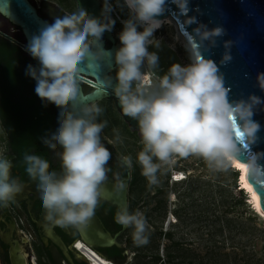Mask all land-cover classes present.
<instances>
[{"label":"clouds","instance_id":"1","mask_svg":"<svg viewBox=\"0 0 264 264\" xmlns=\"http://www.w3.org/2000/svg\"><path fill=\"white\" fill-rule=\"evenodd\" d=\"M184 15L189 0H172ZM168 0H117L116 6L128 11L118 33L120 46L115 50V86L112 92L126 117L138 123L143 144L137 154L141 174L150 183L156 182L161 164H171L175 156L198 155L209 167H223L238 161L241 150L236 138L247 141L248 148L257 141L260 124L253 120L257 106L264 100L256 95L230 101L220 65L233 59L232 41H224L225 51L219 64L197 55L190 63L172 64L163 76L155 70L159 65L156 51L160 40L155 33L162 26L160 17ZM112 0H102L99 17L85 14L83 7L54 18L42 27L27 45V52L39 62L29 65L26 74L35 83V93L57 107L51 130L40 139L49 149L59 146L56 155L59 171L49 168L43 155L25 153L22 161L27 176L36 182L37 196L45 219L61 226H83L93 216L98 202L99 186L106 176L111 153L101 140L103 122L96 117L101 109L96 105L69 107L78 92V70L85 58H96L91 49L103 34L111 32L115 21ZM195 23V18H191ZM194 31L201 40L215 46L216 38L225 35L222 26ZM257 85L264 90V73H258ZM264 153L249 151L241 167L251 170L254 177L264 171L259 161ZM126 163L130 161L125 158ZM12 160L0 151V207L14 199L21 184L12 176ZM239 185V182L237 183ZM246 195V193H245ZM248 198V195H247ZM249 202V201H248ZM115 221L133 228V240L147 243L146 222L137 210L121 208Z\"/></svg>","mask_w":264,"mask_h":264},{"label":"flooded vegetation","instance_id":"2","mask_svg":"<svg viewBox=\"0 0 264 264\" xmlns=\"http://www.w3.org/2000/svg\"><path fill=\"white\" fill-rule=\"evenodd\" d=\"M30 1L38 8L40 15L48 24L52 22L44 14V8L50 9L57 16L65 14L52 2L43 1L41 7L36 4L35 0ZM73 1L76 6L75 0ZM99 1L102 7V0ZM5 22L7 21L0 15V139L4 144L3 154L13 163L12 176L17 179L22 187L14 199L7 202L6 206L0 207V264H71L62 246L68 251L74 264H89L83 253L77 249V244L80 242L89 247L80 235L78 225L61 226L46 220L45 212L38 200L36 182L30 179L24 171L22 158L25 153L43 155L48 160L49 168L59 171L60 161L56 155V152L60 151L59 146L55 149H49L41 143L40 139L53 128L57 107L36 95L34 91L36 82L26 74V70L29 65L38 67L39 64L26 50L22 49L20 44L24 43V39L20 31L9 24L13 31L12 33L7 32ZM16 33L19 34V37L14 35ZM113 36L115 37L114 34ZM102 40H104L103 37ZM105 43L106 48H110L111 45L107 40ZM8 70L16 73L18 77L17 88L26 87L30 90L28 99L32 105V114L23 115L18 119L21 121L26 120L24 126H29L31 129H19L15 132L6 126L4 101L6 88L9 86L5 77ZM115 74L116 68L112 70L110 75L115 79ZM24 77L28 78V81H21L22 78L25 79ZM82 88L84 94L96 90L94 85L86 83H82ZM16 93V95L19 94L18 91ZM109 94L110 98L90 104L101 109L96 120L104 123L101 133L104 137L102 142L111 153V158L105 166V179L99 186L96 209L90 219L98 220L103 229L113 236L119 232L122 225L115 221L118 209L107 200L106 196L112 191V188L115 191L117 186L126 187L127 209L130 213L137 210L142 213L146 226L154 230L153 232L145 230L146 236L151 238L155 236L156 232V228L152 225L154 221H151L152 215L164 222L162 201L166 194L165 188L156 187L157 181L150 183L141 174L137 154L142 150L143 144L138 125L134 127L129 123L118 108V99L112 91H109ZM16 99L19 98L16 97ZM125 158L130 163H126ZM159 172L157 171L156 176ZM178 172L180 171H175L172 168L171 172L169 171V179H172L174 174ZM113 185L114 187H112ZM150 202H155L154 206L151 207L152 209L147 210ZM132 233L133 228L128 226L117 241L120 243L121 237L126 235L127 245L135 243ZM113 248L115 247L90 249L106 257L114 253ZM119 250H124L123 256L126 258L128 250L126 246Z\"/></svg>","mask_w":264,"mask_h":264},{"label":"water","instance_id":"3","mask_svg":"<svg viewBox=\"0 0 264 264\" xmlns=\"http://www.w3.org/2000/svg\"><path fill=\"white\" fill-rule=\"evenodd\" d=\"M43 1L41 0V2ZM41 2L40 6L42 7ZM75 2L77 7L79 5L83 7L85 14L100 16L102 7L99 0H75ZM165 8L166 11L160 20L166 17H171L174 20L184 41L192 48L194 56L202 55L204 58L212 59L219 64V60L225 51L224 41H232L230 51L233 59L226 65H220L225 86L229 89L228 98L230 101L241 98L247 99L249 95H256L264 100V90L258 87L256 81L257 74L264 73V0H189L187 15L181 14L172 0H168ZM43 12L51 22L57 17L48 8H44ZM0 15L7 21L5 22L7 32L12 33L13 31L9 24L20 31L24 39V43L20 45L26 51L31 38L48 24L30 0H0ZM191 18H195L196 22H191ZM204 25L208 29L216 26H222L225 29V35L216 38L215 46L207 40L202 41L194 31L198 27L203 31L202 26ZM14 35L19 37L18 33ZM103 38L104 40L94 42L91 45L92 53L96 58H85L79 65L78 92L69 105L73 109L110 98L109 91H112L115 86V79L110 73L116 68L114 53L119 46L112 32L106 31ZM106 40L110 43V48H106ZM171 57L172 59L167 58V60L159 57V65L155 70L158 76H163L172 64L183 65L175 52L171 54ZM36 62L39 64L37 60ZM82 83L94 85L96 90L84 94ZM117 105L123 114L119 101ZM124 117L134 127H137L138 123L135 119L125 115ZM253 120L261 126L257 133L256 143L251 145L249 149L247 141L241 140L239 137L236 138V143L241 150V156L238 160L241 163L246 162L249 151L264 153V104L257 106ZM102 139L104 137L101 134ZM259 164L264 165V159H261ZM246 177L257 194L261 210L264 211V194L261 195V192L264 191V171L259 176L254 177L251 170L248 169ZM106 198L117 207L118 211L121 208H127L126 187L117 186L115 191L112 188ZM127 228L128 226L122 225L121 230L113 236L106 232L101 223L94 218L89 219L83 226L78 225L79 233L87 245L90 248L99 249L112 247L123 249V245L117 240ZM62 249L70 263L74 264L64 246ZM99 255L107 259L104 255L100 253ZM126 255L121 264H124L130 257L128 250ZM112 262L117 264L115 261Z\"/></svg>","mask_w":264,"mask_h":264},{"label":"rangeland","instance_id":"4","mask_svg":"<svg viewBox=\"0 0 264 264\" xmlns=\"http://www.w3.org/2000/svg\"><path fill=\"white\" fill-rule=\"evenodd\" d=\"M40 6L41 0H35ZM54 3L64 13L76 10L73 0H44ZM111 17L115 21L112 29L118 46L121 21L128 18V11L116 6ZM122 5V0H120ZM175 28L163 25L155 34L175 47L183 65L192 57L182 41L175 45ZM0 151L4 144L0 139ZM173 162L161 164L156 178V187L165 188L163 202L164 222L152 215L155 236L147 237V243L126 244V235L120 243L128 249L130 257L124 264L167 263L168 252L180 264H264V218L253 212L247 195L235 184L237 171L229 163L223 167H209L198 155L175 156ZM172 168L186 176L182 183L169 179ZM150 185V184H149ZM155 202H150L147 210ZM168 218L175 222L165 226ZM164 223V224H163ZM154 230L146 226L145 230ZM90 248V247H89ZM96 254L95 250L91 249ZM160 257V260H157Z\"/></svg>","mask_w":264,"mask_h":264},{"label":"bare ground","instance_id":"5","mask_svg":"<svg viewBox=\"0 0 264 264\" xmlns=\"http://www.w3.org/2000/svg\"><path fill=\"white\" fill-rule=\"evenodd\" d=\"M161 22H162V26L160 27V29L163 27V25H170V26L175 28L176 33H175L174 38H173L175 41V45L178 44L180 41H182L185 48L190 51L191 57L194 58L195 56H194V52H193L192 48L184 41L183 37L179 33V29H178L176 23L174 22V20L171 17H166L163 20H161ZM154 35L157 39L160 40V48L155 49V48L149 47V51L150 52L156 51L158 56L161 59H164V60H167V58L172 59L171 54L173 52H175V50H176L175 47L171 44L166 43L163 38L156 36V34H154ZM156 74H157V72H156ZM172 164L174 165L175 162H172ZM229 164L231 165V168L233 167L234 170L238 171V173H239L238 174L239 187L241 190L244 191V193L248 194V199H249L248 204L250 205L251 209L258 216H260L261 218H264V211H262L260 206H259L257 194L255 193L252 185H250L247 181L246 174H247L248 168L247 167H237L238 164L239 165L241 164V162H239V161H232V162H229ZM174 175H175V177L172 178L173 183H182V182H184V180H186V176L181 172H178ZM174 223L175 222L172 220V218H168L166 223H165V226L168 227ZM77 249H79V251H83L82 253H83L85 259L89 262V264H114L112 261L103 258L99 254H96L94 251H92L91 249L86 247L81 242L77 244Z\"/></svg>","mask_w":264,"mask_h":264},{"label":"trees","instance_id":"6","mask_svg":"<svg viewBox=\"0 0 264 264\" xmlns=\"http://www.w3.org/2000/svg\"><path fill=\"white\" fill-rule=\"evenodd\" d=\"M5 77H6V81L9 83V86H7L6 88V95L4 101V108H5L4 114L6 115V120H7L6 126L11 131H15V132L19 129H31L29 126L28 127L24 126V124H26V120L21 121L20 119H18L23 117V115L32 114L31 111L32 105L30 100L28 99L29 98L28 94L30 90L26 87H21V88L16 87V82L18 77L14 71L8 70ZM24 78L25 79L22 78L21 81H26V80L28 81V78L26 77ZM17 91L19 93L18 95H16ZM16 97L19 99H16ZM20 125H22V127H20ZM237 181H238V173L235 177V184ZM113 250L114 253L106 256V258L108 260L115 261L117 264L123 263L125 260V256H123L124 250H119L116 247L113 248ZM157 260H160V257H157ZM163 263L164 261L160 264ZM165 264H180V263L176 262L173 255L168 252L167 263Z\"/></svg>","mask_w":264,"mask_h":264},{"label":"snow or ice","instance_id":"7","mask_svg":"<svg viewBox=\"0 0 264 264\" xmlns=\"http://www.w3.org/2000/svg\"><path fill=\"white\" fill-rule=\"evenodd\" d=\"M237 167H241V165L238 164ZM262 194H264V191L261 192V195H262Z\"/></svg>","mask_w":264,"mask_h":264},{"label":"built area","instance_id":"8","mask_svg":"<svg viewBox=\"0 0 264 264\" xmlns=\"http://www.w3.org/2000/svg\"><path fill=\"white\" fill-rule=\"evenodd\" d=\"M173 177H175V175Z\"/></svg>","mask_w":264,"mask_h":264}]
</instances>
